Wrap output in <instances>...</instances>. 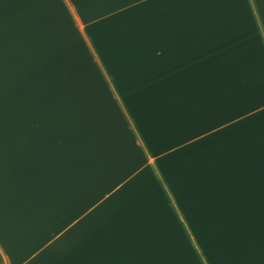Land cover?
I'll list each match as a JSON object with an SVG mask.
<instances>
[{
  "label": "crops",
  "instance_id": "crops-1",
  "mask_svg": "<svg viewBox=\"0 0 264 264\" xmlns=\"http://www.w3.org/2000/svg\"><path fill=\"white\" fill-rule=\"evenodd\" d=\"M32 1L90 8L33 77L0 0V264H264V0Z\"/></svg>",
  "mask_w": 264,
  "mask_h": 264
},
{
  "label": "rangeland",
  "instance_id": "rangeland-1",
  "mask_svg": "<svg viewBox=\"0 0 264 264\" xmlns=\"http://www.w3.org/2000/svg\"><path fill=\"white\" fill-rule=\"evenodd\" d=\"M66 5H68L67 0H63ZM18 2V1H17ZM32 0H27L24 2L22 0L21 3L29 4V9L27 10H12L16 11L15 16H11V23H10V33L12 37H14L15 43L21 44V51L22 57L26 62V66L28 69V73L32 74L34 77L35 69H47V66H52L53 64L57 63L58 58L51 57L49 54L51 50L49 49L51 46V38H52V28H54V24L56 19L58 21L64 20V18H68L61 9V7H50L44 8L40 7L38 9H34V5L32 4ZM50 2V0H43V5ZM39 5V4H38ZM40 6V5H39ZM90 8V1H85L82 4H78L76 6L74 23L68 18L67 22L70 23L67 25L69 30L73 28V32H76V25L79 21V13H83L84 9ZM21 16V24H15L16 18ZM57 21V22H58ZM52 24V27H51ZM64 24V23H63ZM61 26V25H57ZM66 26L62 28V30L58 31L59 34H65ZM57 35V34H56ZM38 41V43H37ZM38 45V46H37ZM42 53L43 57H42ZM46 57V58H45ZM45 58V59H44ZM39 75H43V80L49 79L50 71L39 73Z\"/></svg>",
  "mask_w": 264,
  "mask_h": 264
}]
</instances>
